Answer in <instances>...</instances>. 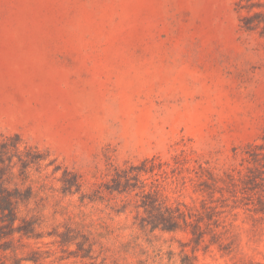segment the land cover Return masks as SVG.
I'll list each match as a JSON object with an SVG mask.
<instances>
[{"label": "rangeland", "instance_id": "obj_1", "mask_svg": "<svg viewBox=\"0 0 264 264\" xmlns=\"http://www.w3.org/2000/svg\"><path fill=\"white\" fill-rule=\"evenodd\" d=\"M1 134L56 159L31 167L22 264L264 262V0H0ZM148 194L188 222L152 231Z\"/></svg>", "mask_w": 264, "mask_h": 264}, {"label": "trees", "instance_id": "obj_2", "mask_svg": "<svg viewBox=\"0 0 264 264\" xmlns=\"http://www.w3.org/2000/svg\"><path fill=\"white\" fill-rule=\"evenodd\" d=\"M249 23L246 26L249 27ZM0 139V251L6 253L12 252L13 264H22L25 260L38 262L41 258L37 250L31 251L30 257L18 256L19 247L15 244L16 239L19 241L28 240L23 245H31L30 240H39L44 235L37 232L39 224L38 216H27L23 214L24 207L30 209V204L38 195L33 183L26 184L31 178V167L33 165H51L56 159H49V152L43 151L36 145H32L25 141L20 134H1ZM250 154L254 160H259L264 157V136L263 142L256 144ZM19 165V172L16 173L15 167ZM58 166V165H57ZM60 166V165H59ZM61 167H58L59 170ZM56 170V169H55ZM152 171L146 162H143L138 167V174L148 173ZM262 170L256 169L250 177V183L257 187L264 180ZM20 179L24 187L19 185ZM75 174V184H77ZM13 184L14 186H10ZM145 205L148 208V216L145 219L152 231L161 229L163 231H176L179 227V219H183L186 223L187 217L185 210L176 209L170 206L162 205V199H158L156 194H148L145 199ZM70 229V228H69ZM69 233L60 232L63 242L70 241L72 230ZM71 231V232H70ZM192 240L199 244L203 238L200 232V226L195 225L192 231ZM19 236V237H17ZM84 243L78 242V246L84 252L91 251L94 247V242L90 236L83 234ZM73 240V238H71ZM87 243V247L85 244ZM89 256L87 253L82 255ZM179 264H197L196 248H193V253L187 251L181 255ZM249 264H264L263 261H250Z\"/></svg>", "mask_w": 264, "mask_h": 264}]
</instances>
